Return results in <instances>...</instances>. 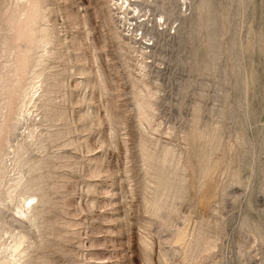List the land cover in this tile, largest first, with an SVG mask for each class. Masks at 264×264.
<instances>
[{"label":"rangeland","instance_id":"374dc122","mask_svg":"<svg viewBox=\"0 0 264 264\" xmlns=\"http://www.w3.org/2000/svg\"><path fill=\"white\" fill-rule=\"evenodd\" d=\"M39 1L64 39L44 67L0 0V160L23 178L8 197L0 172V264H264V0H146L137 43L108 0ZM33 72L47 106L22 157Z\"/></svg>","mask_w":264,"mask_h":264},{"label":"bare ground","instance_id":"6f19581e","mask_svg":"<svg viewBox=\"0 0 264 264\" xmlns=\"http://www.w3.org/2000/svg\"><path fill=\"white\" fill-rule=\"evenodd\" d=\"M16 1L17 5L23 6V12L19 15L12 14L10 19L8 20L6 31L7 33L10 32L11 36L13 37L12 47L16 49L18 48L17 45L20 44L23 45L24 49L28 52L32 50H39L40 56L39 60L35 63V66L44 67L47 64L48 59L52 56L54 49L63 45L64 39H60L56 31H54V29L50 28L49 26L40 25V21L46 22L47 20L45 19L46 16H41L39 13L41 7L39 0H26L24 4V0ZM28 2L29 5L27 6L26 3ZM144 2H146V0H108V6L110 7L113 16L112 18H115V21H117L122 25V27H124V31L129 33L130 39L134 40V42L136 43L138 39L144 40V38H146V35L142 32L140 34L141 36H139L138 38L136 32L137 29L135 30L134 28H131L134 13L140 11V6ZM34 30H36L37 33H35ZM7 39L8 37L6 35H3L2 44H7ZM144 44L149 45L148 42H144ZM142 49H138L133 46L132 50L133 52L139 53V56L141 57L140 59L137 58L136 61L137 64H139V67H142V65L146 64V62L144 61V59L146 58V53L144 51L145 49ZM42 74V72H33L30 83L19 95L18 120L15 126L21 124V127L18 128L19 133L15 137L16 141H18V138L20 139L17 142V148H15L14 145L10 146L12 152L15 153L16 156L19 155L21 151L25 150L21 154V156L23 157L27 154V151L37 146V135L35 134L36 132H38V135H42V131L39 130V126L42 125V123H38L35 121L36 117L34 114L36 113V110H40V108L47 106V101H44L45 99H43L45 94H43L44 90H42L41 85V76H43ZM9 89L11 93L13 90L12 86H9ZM15 92L16 91H13V95L17 96ZM48 101L51 102L52 99ZM22 129L23 131H21ZM38 151L39 148H37V152ZM8 154L10 153H6L5 157H7ZM26 157L25 159L27 160ZM7 160L9 159L7 158L5 160H0V172H2L1 178H6V182L7 184H9L6 195L8 197H11L15 188L20 185L23 178L21 176H10V172L12 169L15 170V166L11 162L10 164L6 163ZM10 167L12 169H10ZM33 199V196H29L25 199L22 206H16V211L18 213L16 214L19 215V217H24L26 220L30 219L31 215L27 213H31L34 210Z\"/></svg>","mask_w":264,"mask_h":264}]
</instances>
